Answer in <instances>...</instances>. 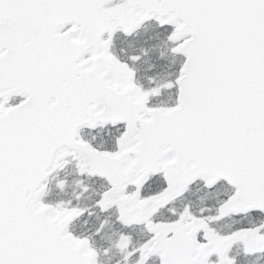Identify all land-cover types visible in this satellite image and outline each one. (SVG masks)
I'll return each mask as SVG.
<instances>
[{"label":"snow or ice","instance_id":"1","mask_svg":"<svg viewBox=\"0 0 264 264\" xmlns=\"http://www.w3.org/2000/svg\"><path fill=\"white\" fill-rule=\"evenodd\" d=\"M0 264H264V0H0Z\"/></svg>","mask_w":264,"mask_h":264}]
</instances>
